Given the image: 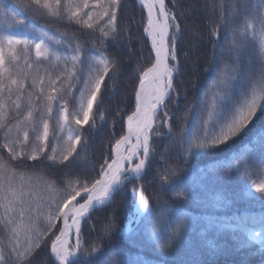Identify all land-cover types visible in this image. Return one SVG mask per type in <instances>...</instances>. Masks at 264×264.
<instances>
[{
  "label": "trees",
  "instance_id": "obj_1",
  "mask_svg": "<svg viewBox=\"0 0 264 264\" xmlns=\"http://www.w3.org/2000/svg\"><path fill=\"white\" fill-rule=\"evenodd\" d=\"M165 4L180 67L171 132H155L145 178L85 223L75 264H264V0ZM148 27L137 0H0V175L62 205L93 191L156 66ZM56 228L17 257L0 193V264H55Z\"/></svg>",
  "mask_w": 264,
  "mask_h": 264
},
{
  "label": "rangeland",
  "instance_id": "obj_2",
  "mask_svg": "<svg viewBox=\"0 0 264 264\" xmlns=\"http://www.w3.org/2000/svg\"><path fill=\"white\" fill-rule=\"evenodd\" d=\"M166 17H167V23L169 21V27H168L169 51H170V56H171L170 74L173 80V84H172L170 91L172 90L171 96H173L174 86H175L177 76L180 71V67L176 59V55H175L176 52H175L174 46L172 44L173 35H172V27L170 26L171 25L170 19H169V16H167V14H166ZM148 31H149L148 32L149 38H151L152 36L151 30L149 29ZM241 46H242V49H239V51L243 52L245 48L247 47V41L243 42ZM262 46H264V42ZM150 72H148L146 75H148ZM138 100H139V97H138ZM4 101H5V97L0 93V120L3 116L6 115ZM167 104L168 102H166L165 107L163 108L162 112L159 114L157 118L155 129L153 132V138H154L155 132L159 128L163 127V125L166 127L167 133L171 132L172 128H171L170 122L173 117L172 115L170 116L167 113L168 112ZM260 104H261V100L259 98H256L254 102L252 101L249 107L245 109L242 114L238 115L236 122L230 125L229 127H226V129H224L221 132L220 136L216 137L215 141L217 140V144L224 143L226 140L233 138L236 135V132L238 131V128L240 127L241 123L245 121V119L247 118L249 119V115L255 113V111L260 107ZM165 113H167L169 116L167 114L164 115ZM161 117H163L162 121L160 120ZM1 125L2 124L0 121V128H1ZM127 130H128V124H127ZM15 131H17L16 125H15V128L13 129V134L16 133ZM123 141H121L119 145ZM198 142L194 143L192 147L193 155H200L207 148L206 142L204 141H200V143ZM118 146L116 147V149L118 148ZM115 151H114L113 163L115 161ZM143 160H144V156H143ZM113 163H111L109 167H107V170H106L107 172ZM101 183H102V179L98 185H100ZM24 187L25 186L22 185L21 182H18L14 180L13 178H7V177H4L3 175H0V193L4 201L5 215L10 225V229L12 230L15 240H16L15 241V247H16L15 253L17 257L19 258L26 257L29 254H31L32 249L39 242L41 230L43 227H46L48 230H51L57 227L56 229H58L60 233L58 239H60L64 231L65 220H66L68 213L70 211L79 209L80 207L88 203V199H84V200L82 199V201H79V202H78L79 200L78 199L69 205H62L58 201H56V199H54L51 195H43L39 192L37 193L31 189H26ZM148 211H149V205L147 204L146 200L142 197V194H140V198L138 199V203H137L136 211H135V220H134L135 223L138 224L147 215ZM87 221L88 220H86L85 223ZM85 223L83 225L80 235L77 237V239L73 243V246L71 249V254L73 255V261H76L79 259L80 249H81V236H82L81 234L83 232Z\"/></svg>",
  "mask_w": 264,
  "mask_h": 264
},
{
  "label": "bare ground",
  "instance_id": "obj_3",
  "mask_svg": "<svg viewBox=\"0 0 264 264\" xmlns=\"http://www.w3.org/2000/svg\"><path fill=\"white\" fill-rule=\"evenodd\" d=\"M141 4L155 18L152 26V38L157 58V70L155 74H150L146 78L139 98V104L143 107V111L138 120L129 127L127 138L116 149L115 162L102 184L95 190V200H104L112 195L119 186L125 183L127 177H142L146 168L145 158L149 149L154 121L165 107L173 84L170 74L169 30L166 26L167 17L164 3L162 0H141ZM90 212L91 210L78 214L73 211L68 213L61 243L55 253L59 262L67 264L73 262L71 254L73 243L80 235Z\"/></svg>",
  "mask_w": 264,
  "mask_h": 264
},
{
  "label": "water",
  "instance_id": "obj_4",
  "mask_svg": "<svg viewBox=\"0 0 264 264\" xmlns=\"http://www.w3.org/2000/svg\"><path fill=\"white\" fill-rule=\"evenodd\" d=\"M143 1H147V0H143ZM162 1L164 2V0H162ZM143 7H144V6H143ZM144 8H145V7H144ZM145 9H146V8H145ZM148 15H149V20H150V29H151V31H152V26H153V23H154L155 18H154V15H153V17H152V14H151V13H148ZM166 26L168 27L167 19H166ZM151 34H153V33H151ZM150 40H151V44H152V46L154 47V41H153V38L151 37ZM156 70H157V67H156V68H155L150 74H155ZM150 74H149V75H150ZM149 75H147V76H149ZM147 76L145 77V79H144L142 85L140 86V89H139V92H138V97H139V98H140V95H141L142 89H143V87H144V85H145V82H146V78H147ZM171 94H172V90L170 91V95H169V97H168V100L171 99ZM142 111H143V107L140 106V104H139V109H138L137 114H136V115L131 119V121L128 123V129H129V127H130L133 123H135V122L138 120V118H139L140 114L142 113ZM156 121H157V119L155 118V121H154V123H155V124H154V128H155V125H156ZM153 130H154V129H153ZM127 132H128V131H127ZM152 134H153V131H152V133H151V136H152ZM151 136H150L149 149H148V151H147V157H146V162H145V166H146V168H145V172H144V174L142 175V177H140V178L130 177V178L126 179V181H125V183H124L123 185L119 186V187L115 190V192H114L112 195H110L109 197L105 198L104 200H95V199H94V196H95L94 192H95V191H93L90 195H86V196H84V197L81 198V199H83V198H89V201H88V203H87L86 205L80 207L79 209L74 210V213L78 214V213H81V212H84V211H90V210H91V212L89 213V216H88V218H89V217H91L94 213H96L97 211L107 208V207L112 203V201L114 200V198H115V197H116V196H117V195H118V194H119V193H120V192H121V191H122L127 185L142 180V179L145 177V175L147 174L148 167H149L150 160H151V148H152V137H151ZM108 172H109V171H108ZM108 172H107V174H108ZM96 189H97V188H96ZM96 189H95V190H96ZM88 218H87V219H88ZM87 219H86V220H87ZM61 237H62V236H61ZM61 237H60V239L56 242V244L54 245V247H53V249H52L51 256H52L53 261H54L56 264H67V263H61V262H59V261L56 259V256H55L56 250H57L58 246H59L60 243H61ZM75 262H76V261H73V262L70 263V264H75Z\"/></svg>",
  "mask_w": 264,
  "mask_h": 264
}]
</instances>
